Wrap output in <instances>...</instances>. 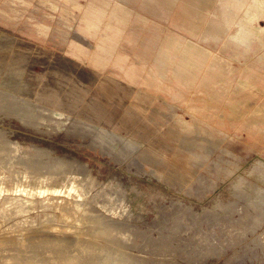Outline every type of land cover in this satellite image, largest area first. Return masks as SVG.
<instances>
[{
  "label": "rangeland",
  "instance_id": "374dc122",
  "mask_svg": "<svg viewBox=\"0 0 264 264\" xmlns=\"http://www.w3.org/2000/svg\"><path fill=\"white\" fill-rule=\"evenodd\" d=\"M99 1L88 11L102 19L84 21L90 46L71 32L54 52L25 46L22 55L1 58L0 264H131L128 258L134 264H264V113L252 114L264 92L214 100L202 90L199 99H176L177 105L156 101L145 122L115 119L97 104L89 66L150 57L162 63L165 51L155 49L156 41L177 26L203 32L194 36L201 50L217 51L225 37L264 35V16L239 0H219L210 18L183 0ZM68 22L77 30L82 21ZM234 58L229 69L258 78L264 68L259 51ZM115 87L118 95L144 97L142 90ZM78 88L89 95L76 110L62 112V100L72 101ZM205 104L222 112L220 124L192 109ZM93 111L97 116L88 120ZM105 117L115 137L71 123L80 118L105 126ZM129 139L133 147L125 145ZM49 161L65 170L50 169ZM42 191L52 192L51 205L42 204ZM8 198L16 203L7 206Z\"/></svg>",
  "mask_w": 264,
  "mask_h": 264
},
{
  "label": "crops",
  "instance_id": "0c3cea01",
  "mask_svg": "<svg viewBox=\"0 0 264 264\" xmlns=\"http://www.w3.org/2000/svg\"><path fill=\"white\" fill-rule=\"evenodd\" d=\"M192 3L194 7L203 11L210 17H215L213 5L219 0H183ZM244 4H252L255 8L256 17L262 18L260 9L264 10V0H239ZM93 3V4H92ZM99 0H0V61L8 53H14L15 57L22 55L25 46H30L32 50L37 51H55L56 45L61 43V35H68L74 32L88 41L91 40L85 36L88 29L89 19H102L101 15H93L88 9L92 6L97 9ZM64 5V6H63ZM68 7V8H66ZM70 7V8H69ZM69 9H72L69 10ZM74 10V12H73ZM79 20L80 28L76 30L71 20ZM67 21L72 24L69 27L63 23ZM241 27H251L246 22H240ZM171 36L176 37L181 46H171L161 57V62L156 64L150 59L126 60L122 63L117 61H97L96 65H89L95 69L96 75V101L101 109L108 110L111 115H143L148 107L160 99L166 102L169 100L174 103L176 99H199L200 91H210V97L214 100H221L224 95L234 94L238 91L264 92V68L258 67V75L253 77L244 70L229 69V60L243 58L253 51L261 52L264 55V35L258 37L250 35L248 38L235 41L233 37L222 39L221 48L217 51L202 50L206 53L205 59L209 64H201L198 49L199 42L196 35L203 32L191 31L182 27L169 28ZM69 31V32H68ZM90 41V42H89ZM234 41L236 43H234ZM90 43V44H89ZM99 46L103 44L96 42ZM236 44V45H235ZM147 51L146 43L138 45ZM230 49L229 51H226ZM98 50V48H97ZM99 50H104L100 47ZM80 53V52H79ZM2 58V59H1ZM109 62V63H108ZM88 66V67H89ZM99 68L106 69L98 70ZM119 68L126 70H119ZM222 68H227L230 73L223 75V80L219 79ZM215 77H212V76ZM232 77L235 84L228 86ZM223 83L224 86L221 84ZM118 84L122 90L126 89L129 94L132 91L142 90L143 98H132L116 94L115 85ZM222 85L223 91H212L209 85ZM101 88V89H100ZM183 92L190 94L189 99L183 96ZM233 98L229 97L230 102ZM177 105V104H175ZM201 113L211 116L222 115L217 107L205 104L201 107H193ZM252 114L264 113V103L253 105Z\"/></svg>",
  "mask_w": 264,
  "mask_h": 264
},
{
  "label": "bare ground",
  "instance_id": "6f19581e",
  "mask_svg": "<svg viewBox=\"0 0 264 264\" xmlns=\"http://www.w3.org/2000/svg\"><path fill=\"white\" fill-rule=\"evenodd\" d=\"M93 4V3H92ZM64 6V5H63ZM122 7V6H121ZM66 8H68V7H66ZM70 8V7H69ZM69 10H71L72 11V9H69ZM73 12H74V10H73ZM136 15V14H135ZM131 17V16H130ZM136 19H138V17L136 18ZM65 26H67V27H69V25L71 26L72 24H69L67 21H64V23H63ZM155 33V32H154ZM159 35V34H158ZM157 35V36H158ZM60 40L58 41V42H61L62 44H64L65 42H67V35L65 36L64 34L63 35H61L60 37ZM159 38V37H158ZM180 41L176 38V37H174V36H171V35H165V37H161L158 41H156V43H157V45H156V47H155V49L158 51V52H160L161 50H163V51H165L166 52V50L168 51L169 50V48L171 47V46H178V47H180L181 46V43H184V42H181V43H179ZM198 52H199V59H200V61H201V64H204V65H207V64H209V61L207 60V59H205L204 58V56L206 55V53L205 52H203L202 50H201V48L200 49H198ZM219 73H220V79H219V81L221 82L222 80H223V75L225 76V75H227V73H230L228 70H227V68H222L221 69V71H219ZM222 84V83H221ZM209 87H210V89L212 90V91H220V92H222L223 91V88H222V85H209ZM101 89V88H100ZM89 92H90V90H88L87 88H78V94H76V95H72L71 96V99H72V101L71 100H68V101H66V100H64L63 98H61V100L62 101H64V106H63V108L62 109H60V110H62V112H65V111H74V110H76V108L78 107V105L81 103V101L85 98V96H87V95H89ZM93 93H94V97L96 98V91H95V89H93ZM54 97H56V98H60L58 95H54ZM182 100H184V99H182ZM177 101V100H176ZM185 101H188V100H185ZM50 102V101H49ZM178 102V101H177ZM177 104V103H176ZM50 106H51V102H50ZM52 107V106H51ZM65 107H68V108H65ZM42 109H47V108H42ZM41 109V110H42ZM51 109V108H50ZM47 110H49V109H47ZM194 110V109H193ZM86 111H88L89 112V109L88 110H86ZM86 111H84V112H86ZM194 111H196L195 113L197 114V115H199V116H201V117H203V118H207V119H209L210 121H212L211 119H213V118H215V121L218 123V124H220V119H221V117H222V115L220 114V113H217L216 115H218V116H209V115H207V114H204V113H201V112H199V111H197V110H194ZM93 113V117L92 116H90L89 117V119L88 120H91L92 118H95L96 116H97V113L96 112H92ZM30 114H32V113H30ZM126 115H127V118H136L138 121H141V122H145V117L143 116V115H132L131 113H125ZM84 116H86V115H84ZM117 115H115V116H113L115 119L117 118L116 117ZM119 116V115H118ZM29 117V116H28ZM30 117H32V116H30ZM35 117V116H34ZM218 118V119H217ZM118 119V118H117ZM126 119V118H125ZM95 120H98L97 118L95 119ZM103 120V119H102ZM102 120L100 121V119L98 120L99 122H102ZM74 122V126H73V129H75V130H82V132H87V130H89V127H91V130H92V132L93 133H95V134H97V133H100V132H102V133H104V134H106L108 137H110L109 135H111L112 137H115L116 136V134L115 133H112L111 131V129H109L110 127L109 126H111V120L110 119H107L106 117H105V120L103 121L104 122V124H105V126H102V125H99V124H96V123H93V122H89V121H85V120H82V119H80V118H74L72 121H71V123H73ZM213 123V122H212ZM72 125V124H71ZM109 125V126H108ZM146 125V127H147V129L148 130H150V131H154V127L152 126V125H150L149 123H146L145 124ZM88 126V127H87ZM107 127V128H106ZM103 134V135H104ZM96 137V136H95ZM104 137L106 138V140L104 139V141H107V140H109V138L108 137H106L105 135H104ZM100 139H101V137H100ZM160 140H161V142H163V139L162 138H160ZM95 143V142H94ZM131 143H132V141L129 139V140H127L126 142H125V145H129V147H133V145H131ZM37 154H42V152H40L39 150H37ZM44 154V153H43ZM44 156V155H43ZM38 157V156H37ZM31 158V157H30ZM52 158V157H51ZM51 158H49V159H51ZM31 159H33V158H31ZM48 159V158H47ZM35 160H38V159H35ZM52 160H54V159H52ZM60 160V159H59ZM34 161V160H33ZM39 161V160H38ZM62 161V160H61ZM61 161H58V160H56L55 162H60V164H61ZM40 163H42V161H39ZM54 162V163H55ZM64 162V161H63ZM66 162V161H65ZM34 163V162H33ZM32 163V164H33ZM38 163V162H37ZM54 163L52 164V162H50L49 161V163H47V165H48V167L50 168V169H52V170H62V169H64L65 170V168H64V166H63V168L62 167H59L58 165H54ZM70 163H68V165H69ZM62 165V164H61ZM65 165V164H64ZM35 166V165H34ZM46 168V167H45ZM262 168H264V167H262ZM258 170V169H257ZM261 171V170H260ZM261 191V190H260ZM259 191V192H260ZM40 194H45V198H44V200H42V204H44V205H46V206H49V205H51L52 203H53V199L54 198H52V192H48V191H42V192H40ZM3 199V198H2ZM60 199V198H59ZM7 201H6V204H7V206L10 204V205H12V204H14V203H16L15 202V200H13V199H11V198H8V199H6ZM62 200V199H61ZM104 200V199H103ZM39 201H40V199H39ZM58 202V201H57ZM56 202V203H57ZM5 203V202H4ZM63 203V205H64V202H62ZM69 204H71V203H69ZM21 205H24V204H21ZM54 205V204H53ZM57 205V204H56ZM62 205V206H63ZM66 205V204H65ZM81 205H82V203H81ZM55 206V205H54ZM58 206V205H57ZM61 206V205H60ZM70 206V205H69ZM24 207V206H23ZM26 207V206H25ZM61 208V207H60ZM67 208V207H66ZM69 208H71V207H69ZM68 208V209H69ZM86 208V207H85ZM84 210V209H83ZM87 216V215H86ZM135 216V215H134ZM73 217V216H72ZM67 219V218H66ZM94 222V221H93ZM109 221L107 220V223H108ZM114 223V222H113ZM108 225H113L112 223L111 224H108ZM108 225H105V227H107ZM114 226V225H113ZM116 226V225H115ZM96 227V226H95ZM98 227V226H97ZM110 227V226H109ZM85 229V228H84ZM114 228H112V230H113ZM111 230V231H112ZM87 231V230H86ZM124 232V231H123ZM128 232V231H127ZM122 233V232H121ZM131 233V232H130ZM107 235V234H106ZM72 237H73V235H72ZM75 237V236H74ZM80 242V241H79ZM102 251V250H101ZM102 252H104V251H102ZM79 256V255H78ZM106 257V256H105ZM112 257V256H111ZM114 257V256H113ZM79 257H77V259H78ZM102 258V257H101ZM116 258V257H115ZM117 259H119V258H117ZM94 260V259H93ZM95 260H99V259H95ZM103 260V259H102ZM116 260V259H115ZM120 260V259H119ZM128 260L129 261H131V264L133 263V260L131 259V258H128ZM101 260H99V262H100ZM117 261V260H116ZM123 260H120L119 262H122ZM119 262H116V263H119ZM127 262V261H126ZM98 263V262H97ZM96 263V264H97ZM125 263V262H124ZM129 263V262H128ZM99 264V263H98ZM130 264V263H129ZM134 264V263H133ZM136 264V263H135Z\"/></svg>",
  "mask_w": 264,
  "mask_h": 264
}]
</instances>
